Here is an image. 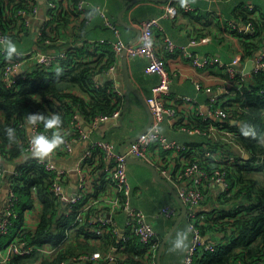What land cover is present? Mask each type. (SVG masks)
Segmentation results:
<instances>
[{"label":"built area","instance_id":"2783aa9c","mask_svg":"<svg viewBox=\"0 0 264 264\" xmlns=\"http://www.w3.org/2000/svg\"><path fill=\"white\" fill-rule=\"evenodd\" d=\"M33 1L31 0V3ZM57 1L42 0V3H45L47 7H55ZM262 1L264 3V0ZM62 2L64 4L67 2L73 3L75 5L74 9L80 13V20L90 22L96 16H99L102 18L104 25L112 29L115 38L111 42V48L115 59L104 72H112L114 79H112V89L119 96H124V90L114 75L122 51L125 50L128 57L143 56L148 60L145 68L146 72L158 75V81L151 87V94L146 98L153 120L150 127L127 144L123 152L117 149L111 140L92 136L93 130L101 122L116 121L118 119L121 113L120 106L112 114L95 116L89 123H85L80 115H76L71 122L73 132L66 133V135L57 133L53 136L51 142L47 138L48 132L39 129L36 120H29L27 122L29 135L26 139L27 145L24 155L27 157L32 154L36 155V160L52 173L49 189L61 202V209L65 215L74 213V223L85 222L90 231L96 236L109 232L111 235L119 237L120 226L115 214L121 212L124 215L125 229V234L121 236V238L123 237L121 240L127 241L134 236L138 237L143 244L147 245L144 254L148 256V264H156L159 245L154 241V238L157 236V231L148 215L131 202L132 191L127 174L126 158L133 157L149 162L156 168L162 178L174 185L177 194L186 206L185 217L192 239L186 249L182 264H195L198 251L213 250L216 245V242L207 237L200 227L203 219L198 208L205 198L204 190L214 186L219 187V194L228 190L229 181L226 166L232 162L241 163L251 155V152L240 142L238 133L218 123H213L211 120L226 121L228 118L231 121L234 120L230 117L228 109L223 107V102L228 99L236 100L238 95L243 93V82L249 79L253 72L264 69V39L262 40V49L252 57L254 60L252 69L244 73L242 72V52L235 54L233 58L225 62L218 56L200 55L189 48L204 41L205 37L193 38L187 45L177 46L172 38L164 33L162 42L167 52L179 47L183 58L189 59L192 67L218 65L224 67L232 78L231 81H226L216 88L206 87L205 89L210 95L204 102H199L195 97L187 95L176 97L168 102L166 96L169 94L170 78L171 75H177V73H173L168 69L165 56L156 43V31L162 29L160 23L162 16L173 17L176 15L177 7L175 4H169L160 16L144 19L141 22L139 39L136 42L126 43L120 36L119 27L113 23L104 7L93 4L89 0H62ZM183 7L185 10L191 9L187 1ZM249 7L252 8V4ZM18 14L23 18L22 23L24 26L31 27L41 15L39 3L33 5L28 11L20 9ZM45 21L46 18L42 16L40 24ZM227 24L242 31L236 21L229 20ZM245 26L249 33L255 32L250 21ZM7 33L8 30L4 28L0 18V59L4 61L1 78L7 86L16 85L19 78L25 77L26 71H31L37 66L50 67L56 65L57 59L65 55L64 49L57 50L53 47L44 51L37 44L27 50L11 51L12 54H10L8 53ZM39 35L40 28L37 29L35 39ZM100 40L98 44L105 42L104 38ZM48 42L46 39L45 43ZM58 42L67 47L74 45V43L66 45L64 40ZM29 66L30 68H28ZM102 72L94 75L96 86L101 85L99 76ZM197 86L200 87L199 82ZM221 94L224 98H221ZM185 103L188 106H185ZM236 103L240 105V102L236 101ZM198 119H200V122H205V125L202 126ZM163 121L169 122L174 129L179 131L201 134L205 140L197 147L175 139H169L161 130ZM222 144L226 145L225 150L222 149ZM80 145H82V150L69 163L71 167H60L57 164L58 151L61 152L62 158H68L74 152L75 146ZM42 149L44 153L39 152ZM246 156L247 158H245ZM263 162L264 156L261 155L253 163L261 164ZM6 171L4 163L0 162V181ZM69 173L76 175L75 185L70 191H68L70 185ZM63 199H65L64 207H62ZM15 200L16 192L10 187L7 190L3 211L6 216L0 220V234L8 232L9 226L12 224L11 217L16 216L13 210ZM178 213L179 207L177 205L165 204L160 207L155 217L173 219ZM63 247L62 242L56 245L50 242L36 245L29 244L25 238L15 237L0 250V264H8V261L14 255L30 256L33 261L40 263L45 258L57 256ZM95 260H103L107 264H130L124 260L116 246H110L104 251L80 252L70 259L61 260L60 264H69L70 261L73 264H91Z\"/></svg>","mask_w":264,"mask_h":264},{"label":"trees","instance_id":"16d2710c","mask_svg":"<svg viewBox=\"0 0 264 264\" xmlns=\"http://www.w3.org/2000/svg\"><path fill=\"white\" fill-rule=\"evenodd\" d=\"M173 3L178 7L183 2L174 0ZM56 4L55 7H47L45 3L39 4L46 21L35 24L40 28V35L31 39V42L44 51L53 47L65 50V55L57 59L56 65L37 66L31 71H26L25 77L19 78L16 85L7 86L1 78L4 61L0 59V162L14 166L11 170L7 169L1 179L0 194L4 187L6 191L11 187L16 192L13 206L16 216L11 217L12 224L8 232L0 234V250L15 237H22L29 244H64L57 256L45 258L39 264H60L61 260L70 259L80 252L104 251L110 246H116L121 254L124 253V260L130 264H148V256L144 254L147 245L138 237L123 241L109 232L96 236L85 222L74 223V213L65 215L61 202L49 189L52 173L36 160V155H24L29 135V120H36L39 129L48 132L47 138L51 142L57 133L66 135L73 132L71 122L76 115H80L85 123H89L95 116L112 114L118 106L122 108L124 104V97L112 89L113 80L97 86L94 83V75L104 71L114 62L115 56L111 46L99 43L91 50L86 44L67 47L59 43L58 41L66 39L65 44L70 43V38L63 33L67 30L69 22L78 19V26H84L85 21L80 20V13L74 9L73 3L64 4L62 0H58ZM33 5H38L36 0L33 3L31 0H0V18L4 28L8 30L10 54L11 51L29 49L25 46L26 38L29 34L37 33L33 26L25 27L23 18L18 14L20 9L28 11ZM248 9L250 10L247 15L240 13V16L244 15L242 24L246 25L249 21L253 24L255 32L252 34L243 29L240 31L238 28H232L227 24L229 20L226 21L227 28L240 38L244 60L252 58L262 49L264 39V17L259 19L254 15V6ZM82 35H72L71 41L76 42ZM46 39L48 43H45ZM93 55H97V58H93ZM215 66L217 65L192 67L200 88H216L232 80L226 69L220 66L218 73L214 74H218V78L222 80L221 84H208V69L212 71L211 68ZM242 89V95H238L236 100L228 99L223 102V107L228 109L230 117L238 122L233 124L230 118L226 121H211L238 133L240 142L251 155L241 163L232 162L226 166L229 189L221 192L219 202L229 203V206L204 213L207 217L204 221L201 219L200 224L202 232L206 234L208 229H213L208 223V220L212 219L215 227L213 230H221L223 236L220 241L213 239L216 242L213 250L198 251L195 264L264 263V185L246 174L248 163L254 168L264 167V162L253 163L259 156H264V69L253 72L252 76L243 82ZM221 98H224L222 94ZM236 101L240 102V105ZM198 120L202 126L205 125V122ZM54 146L58 148L57 145ZM221 146L223 150L227 148L226 145ZM57 155H61V152L58 151ZM35 203L38 204V221L35 227L28 228L26 213L35 207ZM5 216L2 212L0 220ZM214 220H217L220 226ZM163 235L157 233L154 238L158 245ZM92 239L95 240L96 247L92 244L93 241H90ZM29 260H32L30 256L14 255L8 264H27ZM71 263L70 261L69 264Z\"/></svg>","mask_w":264,"mask_h":264},{"label":"crops","instance_id":"0c3cea01","mask_svg":"<svg viewBox=\"0 0 264 264\" xmlns=\"http://www.w3.org/2000/svg\"><path fill=\"white\" fill-rule=\"evenodd\" d=\"M36 1L39 4L41 3V0ZM89 1L93 4L104 7L113 23L117 27H119L121 38L126 43H132L136 42L140 37L141 22L146 18L162 15L166 7L169 4H172L174 0L135 1L123 13V19L127 23H129L131 27H126L119 24L116 19L117 13L131 0ZM179 1H182L183 3L181 6L178 5L176 15L173 17L162 16L160 18L162 29L156 31V43L165 56L164 58L166 60L167 67L171 72L177 73V75H171L169 82V94L166 96V99L168 100V102H171V100L176 97L187 95L195 97L199 102H204L210 94L206 89L197 86L198 81H196L197 79L193 72L194 69L190 64L189 59L183 58L182 52L179 47L167 52L164 43L162 42V35L164 33L169 35L177 46L187 45L193 38L200 39L202 37H205L204 41H201L189 48L200 55H215L218 56L222 61L228 62L231 58L234 57L235 54L242 52V47L239 36H237L227 28L226 21H238V25L243 30L247 31L245 24L242 23L244 22V15H247L250 10L248 9L250 4H252V6H254L255 8L254 15L259 19H262V17H264V3L262 0ZM186 1L191 7V9L189 10H185L183 7ZM40 12L41 15H39V19L36 20V22L34 21L32 25L34 31H37L38 29L35 24L41 23L40 20L43 16L42 6L40 7ZM240 13L244 15L241 17ZM78 24V19L69 22L67 30L63 32L64 35H67L70 38V40H68L70 43H74L75 45L86 44L92 50L93 46L99 45V40L104 38L105 42H102V44H108L109 46H111V42L115 38V35L111 28L104 25L101 17L96 16L90 22H85L84 26L83 24L78 26ZM79 33L83 34L82 37H80L76 42H72V35H76ZM28 36L29 37L26 38L27 43H25V46L26 48H31L34 45V43L31 42V39L36 36L30 34ZM64 42H67V39L64 40ZM93 58H97V55H93ZM247 60L248 59H243V68ZM126 62L130 79L146 101V98L151 94V87L158 81V75L146 72L145 68L147 66L148 60L143 56H127ZM219 67L220 66L217 65L215 66V68H211L213 72L211 70L209 71L208 69L209 74L206 75V81L208 82V84L213 85L215 83L217 84L218 82V84H221L222 80L218 78V74H214V72L218 73L219 70L217 69H219ZM28 68H30V66ZM114 77L115 79H118V83L120 82V86L124 90L123 97L125 103V85L123 82V74L121 69V55L118 59ZM99 79L101 84L109 82L113 79L112 72L103 71L99 76ZM184 105L188 106V104L186 103ZM123 107L124 104L121 108L120 116L116 121L107 120L105 122H101L98 127L93 130L92 136L111 140L116 148L119 149L120 145L127 139L137 135L144 128L147 122L148 112L140 99L132 93L129 94L128 105L125 109ZM161 130L166 137H168L169 139H175L179 142H185L188 144L199 146V144H201L205 140L204 137L201 136V134H190L174 129L167 121H163L161 123ZM262 141L264 142V136L262 137ZM81 150L82 145L75 146L74 152L70 157L62 158V154L59 155L56 161L57 164L60 167H71V165L69 164L70 161L68 160L77 157ZM39 152L44 153L43 149ZM13 167L14 166L12 165V169ZM247 169L248 173H250V176H253L264 185V167L254 168L252 166H249L247 167ZM127 174L132 191V204L142 209L148 215L157 233L165 234L171 227L174 218L171 219L166 217H155V214L158 212L160 207L165 204L177 205L179 207L176 199L173 197V195L165 185H163L153 177L152 172L145 165L138 162L127 161ZM68 176L70 181L69 187L72 188L73 184H75L76 181V175L74 173H69ZM3 190L6 191L5 187L2 188V192L0 194V214L4 211L7 196V191L3 192ZM204 193L205 198L198 208V210L202 212V219H206L207 215L205 214H208L212 209L229 206V203L224 204L219 202L220 189L218 186L207 188L206 190H204ZM26 218V226L28 228H33L38 221V212L28 211L26 213ZM115 218L117 219L118 225L120 226V233L117 239L121 240L123 239V237L121 238V236L125 234L124 215L120 212L115 214ZM208 221V223L211 224L212 228L214 229L215 227L213 226L212 219ZM214 221L216 222V224H218L217 220ZM213 229H208L206 236H211V239L220 241L223 236L222 231L219 229ZM191 239V231L188 228L187 219L184 216L164 247L161 256L162 263L182 264L186 249L191 243ZM92 244L95 247L97 246L96 242L94 241L92 242ZM119 253L121 254V252ZM122 256L125 257L124 253H122ZM38 263V261H28V264ZM91 264L107 263H105L103 260H95Z\"/></svg>","mask_w":264,"mask_h":264},{"label":"water","instance_id":"95a60500","mask_svg":"<svg viewBox=\"0 0 264 264\" xmlns=\"http://www.w3.org/2000/svg\"><path fill=\"white\" fill-rule=\"evenodd\" d=\"M135 1L137 0H131L129 1L118 13H117V22L123 26L126 27H131V25L129 23H127L124 19H123V13L125 12V10L131 5L133 4ZM161 1H165V0H161ZM42 3V0H41ZM127 56L125 53V50L122 51L121 53V69H122V74H123V82L125 85V103H124V109L126 108V106L128 105L129 102V94H135L140 101L143 103L144 107L146 108L147 112H148V119L147 122L144 126V128L135 136L127 139L124 143H122L119 147V150L121 152H123L124 148L126 147L127 144H129L130 142H132L133 140H135L141 133H143L145 130H147L153 120L152 114L150 112V109L146 103V101L144 100V98L142 97L140 91L137 89V87L134 85V83L132 82V80L130 79L129 76V72H128V68H127ZM254 65V60L252 58H249L246 63L244 68L242 69V72L247 73L248 71H250L252 69ZM233 124H236L237 121L233 120L232 121ZM88 129V127H87ZM247 158V156L245 157ZM127 161L129 162H138L141 163L143 165H145L146 167H148L150 169V171L152 172L153 177L159 181L160 183H162L163 185H165L168 190L170 191V193L173 195V197L176 199L178 205H179V213L178 215L174 218L173 220V224L171 225V227L167 230V232L163 235V237L161 238V241L159 243L158 246V250H157V255H156V264H163L161 261V256L164 250V247L166 245V243L168 242V240L170 239L171 235L173 234V232L175 231V229L178 227L179 223L181 222L182 218L185 216L186 214V206L185 204L181 201L179 195L177 194L175 188L173 187V185L167 181L166 179L162 178L156 168L150 164L147 161L141 160V159H137V158H133V157H127L126 158ZM68 161H72V159H69ZM6 169L10 170L12 169V164L11 163H6L4 164ZM75 184H73L74 187ZM72 187V188H73ZM71 190V187H68V191ZM3 192H6L5 190H3ZM65 206V199H63L62 201V207Z\"/></svg>","mask_w":264,"mask_h":264},{"label":"rangeland","instance_id":"374dc122","mask_svg":"<svg viewBox=\"0 0 264 264\" xmlns=\"http://www.w3.org/2000/svg\"><path fill=\"white\" fill-rule=\"evenodd\" d=\"M227 1H229V0H227ZM128 125H129V124H128ZM249 166H252V165H250V164L248 163L246 167H249ZM245 173H246V172H245ZM246 174H247V175H250V173H246ZM252 177H253V176H252ZM29 211H31V212H33V211L38 212V204L35 203V207H34L33 209L29 210Z\"/></svg>","mask_w":264,"mask_h":264}]
</instances>
